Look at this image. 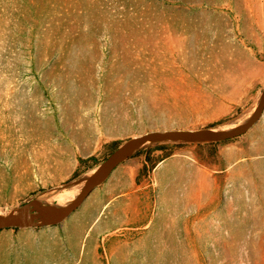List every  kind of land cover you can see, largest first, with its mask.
Here are the masks:
<instances>
[{"label":"rangeland","instance_id":"obj_1","mask_svg":"<svg viewBox=\"0 0 264 264\" xmlns=\"http://www.w3.org/2000/svg\"><path fill=\"white\" fill-rule=\"evenodd\" d=\"M263 88L264 0H0V210L130 137L241 122ZM0 264H264V112L148 144L63 222L0 230Z\"/></svg>","mask_w":264,"mask_h":264},{"label":"water","instance_id":"obj_2","mask_svg":"<svg viewBox=\"0 0 264 264\" xmlns=\"http://www.w3.org/2000/svg\"><path fill=\"white\" fill-rule=\"evenodd\" d=\"M264 112V88L253 111L241 122L231 127L210 126L199 129H168L149 131L124 140L101 164L89 174L69 181L64 186L51 189L53 194L64 188L81 184L77 193L68 201L59 203L49 196H38L6 214L0 213V230L7 228L54 227L72 215L91 192L111 176L126 159L135 155L148 144L154 143H208L220 142L246 133L261 118Z\"/></svg>","mask_w":264,"mask_h":264},{"label":"bare ground","instance_id":"obj_3","mask_svg":"<svg viewBox=\"0 0 264 264\" xmlns=\"http://www.w3.org/2000/svg\"><path fill=\"white\" fill-rule=\"evenodd\" d=\"M254 107V106H253ZM253 111V108H252V110H251V112ZM250 112V113H251ZM248 117V116H247ZM244 120V119H243ZM240 121H242V120H240ZM238 123H239V121H237ZM237 122H231V123H227V124H222V125H220L221 127H231V126H233V125H236L237 124ZM94 170V168L93 169H91L90 171H89V174L92 172ZM83 174H85V173H83ZM82 174V175H83ZM76 179H77V177H76ZM66 184V183H65ZM61 185V184H60ZM80 185L81 184H77V185H73V186H71V187H67V188H64V189H62V190H60V191H57V192H55V193H53V194H49L50 196L48 197L49 198V200L50 201H54V202H59V203H62V202H65V201H68V200H70L76 193H77V191L79 190V188H80ZM49 190V189H48ZM62 191V192H61ZM44 195V194H43ZM45 197V196H44ZM17 207V206H16ZM11 210V209H10ZM0 213L1 214H6L7 213V211L6 210H0Z\"/></svg>","mask_w":264,"mask_h":264}]
</instances>
